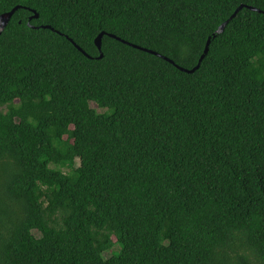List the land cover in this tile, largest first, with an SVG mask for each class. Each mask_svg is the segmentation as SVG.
I'll return each instance as SVG.
<instances>
[{"label": "trees", "instance_id": "16d2710c", "mask_svg": "<svg viewBox=\"0 0 264 264\" xmlns=\"http://www.w3.org/2000/svg\"><path fill=\"white\" fill-rule=\"evenodd\" d=\"M18 6L0 264H264V0Z\"/></svg>", "mask_w": 264, "mask_h": 264}, {"label": "water", "instance_id": "95a60500", "mask_svg": "<svg viewBox=\"0 0 264 264\" xmlns=\"http://www.w3.org/2000/svg\"><path fill=\"white\" fill-rule=\"evenodd\" d=\"M20 7L18 6V7H16V8H13L10 12H8V13H5V14H2L1 16H0V34H1V32L4 30V28L6 27V25L8 24V22L10 21V19H11V17L13 16V14L15 13V11H17L18 9H19ZM240 10V8L237 10V12ZM34 13H35V11H33ZM236 12V13H237ZM236 13L234 14V16L236 15ZM36 14V13H35ZM35 18H38V15H35ZM227 24V22L225 23V24H223L221 27H220V29H219V31L218 32H222L223 31V29H224V27H225V25ZM101 36H102V34H99V36L95 39V45H96V47L98 48V51H99V53H100V56H99V58H102L103 57V55L101 54ZM111 37H113V36H111ZM114 39H115V37H114ZM124 42V41H123ZM124 43H126V42H124ZM126 44H128V43H126ZM129 45V44H128ZM130 46H132L131 44H130ZM207 50H208V46H206V49H205V52H204V54H206L207 53ZM203 58V57H202ZM201 58V59H202ZM179 70H181L182 72H185V73H191V72H193V71H187V70H184V69H182V68H180V67H177Z\"/></svg>", "mask_w": 264, "mask_h": 264}, {"label": "rangeland", "instance_id": "374dc122", "mask_svg": "<svg viewBox=\"0 0 264 264\" xmlns=\"http://www.w3.org/2000/svg\"><path fill=\"white\" fill-rule=\"evenodd\" d=\"M93 108H95V105H91ZM99 113L102 112V110H98ZM76 165L78 166V161H76ZM115 251H118V247L115 248ZM107 256H110L109 254Z\"/></svg>", "mask_w": 264, "mask_h": 264}]
</instances>
